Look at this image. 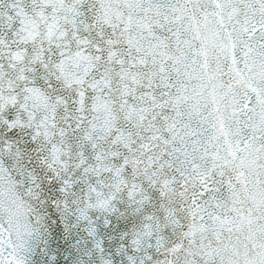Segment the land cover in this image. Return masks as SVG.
<instances>
[{
  "label": "snow or ice",
  "instance_id": "obj_1",
  "mask_svg": "<svg viewBox=\"0 0 264 264\" xmlns=\"http://www.w3.org/2000/svg\"><path fill=\"white\" fill-rule=\"evenodd\" d=\"M0 264H264V0H0Z\"/></svg>",
  "mask_w": 264,
  "mask_h": 264
}]
</instances>
